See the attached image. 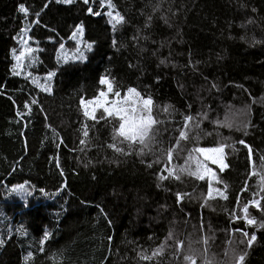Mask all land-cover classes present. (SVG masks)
<instances>
[{
  "label": "trees",
  "instance_id": "16d2710c",
  "mask_svg": "<svg viewBox=\"0 0 264 264\" xmlns=\"http://www.w3.org/2000/svg\"><path fill=\"white\" fill-rule=\"evenodd\" d=\"M21 3L29 9L31 23L18 11ZM108 4L0 0V264H144L138 252L150 254L170 229L193 241L198 234L209 236L210 255L222 260L229 240L239 246L237 226L256 231L246 228L243 218L230 217L243 216V205L258 190V177L251 173L264 164V0ZM89 6L101 15H90ZM37 11L39 25L34 23ZM109 11L124 22L111 20ZM149 15L151 26L145 28ZM81 24L82 35L77 32ZM25 27L29 31L22 36ZM23 39L34 51L13 76L11 53L15 49L19 55ZM50 72L55 75L48 81ZM104 77L119 87L121 96L128 87L152 96L159 121L155 151L161 160L165 157L159 150L172 148L173 165L183 166L188 151L197 146V135L198 146L235 144V151L226 147L228 168L218 171V186L228 199H207V180L186 173L157 187V175L167 173L158 171L164 164L146 167L155 156L141 163L135 153L122 157L108 149L112 124L101 119L102 109L96 112L99 123L85 118L80 105L107 91L99 84ZM46 87L50 92L42 91ZM32 99L37 104L27 114L24 104ZM246 108L252 122L248 136L220 126L226 117L245 119ZM205 112L207 118H202ZM186 115L194 119L185 129ZM181 130L187 141L179 140ZM239 139L252 147L251 160ZM249 213L261 219L254 208ZM257 236L246 264H264V230Z\"/></svg>",
  "mask_w": 264,
  "mask_h": 264
},
{
  "label": "snow or ice",
  "instance_id": "6c2138e0",
  "mask_svg": "<svg viewBox=\"0 0 264 264\" xmlns=\"http://www.w3.org/2000/svg\"><path fill=\"white\" fill-rule=\"evenodd\" d=\"M57 4H73L74 0H55ZM85 5L89 4V0H83ZM104 4V0H100V5ZM109 8H112L111 0L108 4ZM44 8L48 5L44 4ZM154 10H159L156 8ZM252 12H256L257 9L253 7ZM18 11L23 14L24 22L31 23L29 20V9L21 3L18 7ZM88 12L90 15L100 16L99 11H93L92 7L89 6ZM111 20L116 23H123L124 17L119 13L115 17L112 16V12L106 13ZM37 19L34 21L36 25L40 24V12L35 13ZM161 18L168 22V18L161 15ZM153 19L152 15H149L145 22V28L151 26V21ZM115 28V24L113 25ZM29 29L27 27L21 29V35L26 36ZM84 31V25L81 24L77 27V32L81 35ZM75 36V33L73 34ZM147 38V37H145ZM21 43L25 45L24 49L20 51L19 55L16 54V50H12V59L15 62L10 69L13 76L20 74V69L22 67V61L29 56L34 49L27 47V39L21 40ZM115 44L116 41L114 40ZM63 47V45H61ZM92 45H87V50L91 51ZM161 63H164L162 60ZM31 75V73H29ZM55 73L50 72L47 79L51 81ZM99 84L104 85L107 91H100L99 94L94 99H89L87 102L84 100L80 101V105L83 109V116L89 120H97L96 112L98 109H102L101 119L108 120L112 124V142L107 143V148L111 149L112 152L118 156L127 157L135 153L141 158V163H145L144 157L148 155H153L156 158L152 162L147 163L146 167L148 169H153L154 165L164 164L163 169H158V171L166 172L167 175H157V187L163 186L160 182L167 181L169 178L174 180H180L181 174L186 173L189 177H193L196 181L207 180V199L211 200L214 193L219 195L222 199L227 200L228 197L224 195L218 188H214L213 182L216 184L221 183L220 178L217 177V173L213 171L210 165H216L220 172H223L227 167L225 163V147L232 148L235 151V144H227L224 142L219 143L217 146H198V141L200 139L199 135L195 137L197 146H193L187 155V159L184 161V165L179 164L173 165V149L161 148L159 151L164 154L165 159L161 160L156 153V145L158 141V130L156 125L158 120L153 115V98L148 95L146 98L142 96L141 92L137 90L136 87H128L123 96H121V91L119 87L114 88V82L109 80L107 77L100 78ZM213 88H217L216 84L212 85ZM237 87H243L242 85H237ZM42 91H49V88H43ZM247 91V89H244ZM109 96L114 98L109 99ZM255 102V101H254ZM37 104L35 99H32L29 103L24 104V108L27 109V114L31 113L30 105ZM91 106V107H90ZM191 105H189V109ZM18 115H25V113H18ZM242 115L246 117L243 120L237 121L236 119L225 118V122L220 126L229 129V131L235 129L236 131H242L244 136L249 135V128L251 126L250 119V108L242 110ZM202 118H207V113H202ZM194 117L192 115H186L183 121V126L186 129L188 127L189 121H192ZM199 128V123L196 124ZM211 135V133H208ZM84 137L89 136V132L85 130L83 132ZM189 136L186 131L181 130L179 132V140L187 141ZM230 139V137L225 138V140ZM63 143V141H61ZM237 143L242 144L245 149L248 150V159L251 160L253 149L246 143L243 139H239ZM80 144L84 145L85 140L81 139ZM137 145L139 146L137 148ZM183 158V157H178ZM264 161V157H261ZM194 165V169L192 167ZM56 166L59 168L60 165L57 162ZM63 175V172L60 173ZM251 176L258 177V184L256 185L257 191L251 192V198L243 205L242 214L243 221L246 228H253L256 231H248L245 228L237 226L234 232H238L239 236V246H232V241L229 240V248L223 252V259H218L215 255H210V237L207 235L199 236L198 239L193 241L190 237L181 238L173 230H169L168 235L164 238V241L156 245L150 252V254L145 250H140L138 252V260L144 262V264H246L247 258L250 256L251 252L254 250L255 245L258 243L257 231L264 230V164L261 165V170L259 172L253 170ZM23 189V185H21ZM167 190V189H166ZM243 191L248 192L249 186L247 183L243 186ZM188 195L187 193L183 194ZM176 200L181 203L183 196L181 193H176ZM254 208L260 213L261 219L257 220L255 217L250 215L249 209ZM233 221H239L240 216L233 213L230 217ZM203 227V226H201ZM48 238V234L45 233L44 239ZM150 239H152L150 237ZM43 240L40 242L41 251H43ZM4 242L0 240V245ZM195 245H201V247H196Z\"/></svg>",
  "mask_w": 264,
  "mask_h": 264
},
{
  "label": "rangeland",
  "instance_id": "374dc122",
  "mask_svg": "<svg viewBox=\"0 0 264 264\" xmlns=\"http://www.w3.org/2000/svg\"><path fill=\"white\" fill-rule=\"evenodd\" d=\"M23 50V49H22ZM26 60H27V57L22 61V67L26 64ZM21 67V68H22ZM112 98H114V97H112V96H109V99H112ZM91 107V106H90ZM98 110H100V109H98ZM225 157H226V147H225ZM227 159V158H226ZM225 159V163H226V165H227V167L225 168V170L228 168V164H227V160ZM173 163V162H172ZM212 168H213V171H215L216 173H217V177H218V171H219V168H218V166H216V165H210ZM194 165H193V169H194ZM224 170V171H225ZM214 183L215 182H213V186H214ZM219 184H217V186H215L214 188H218L219 190H220V188H219V186H218ZM221 192H223L222 190H220ZM224 193V192H223ZM224 195H225V193H224ZM213 198H220V199H222L219 195H217V194H215L214 193V195H213ZM240 218H243V216L242 217H240Z\"/></svg>",
  "mask_w": 264,
  "mask_h": 264
}]
</instances>
